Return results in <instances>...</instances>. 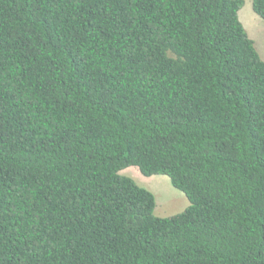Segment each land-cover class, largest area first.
<instances>
[{"label": "trees", "instance_id": "1", "mask_svg": "<svg viewBox=\"0 0 264 264\" xmlns=\"http://www.w3.org/2000/svg\"><path fill=\"white\" fill-rule=\"evenodd\" d=\"M243 3L0 0V264H264ZM129 166L189 204L156 216Z\"/></svg>", "mask_w": 264, "mask_h": 264}, {"label": "rangeland", "instance_id": "2", "mask_svg": "<svg viewBox=\"0 0 264 264\" xmlns=\"http://www.w3.org/2000/svg\"><path fill=\"white\" fill-rule=\"evenodd\" d=\"M244 3L238 16L250 38L253 39L259 56L264 60V21L252 9L251 0ZM132 177L138 185L150 190L155 197L154 214L164 217L179 213L189 204L185 194L174 187L169 177L162 174L146 176L136 166H129L120 171Z\"/></svg>", "mask_w": 264, "mask_h": 264}]
</instances>
